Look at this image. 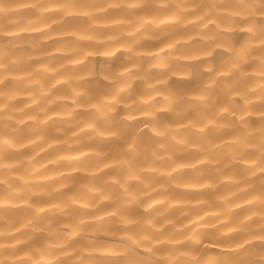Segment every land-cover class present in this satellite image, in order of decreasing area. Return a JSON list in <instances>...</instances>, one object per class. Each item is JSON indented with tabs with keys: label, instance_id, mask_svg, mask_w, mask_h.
<instances>
[{
	"label": "clouds",
	"instance_id": "clouds-1",
	"mask_svg": "<svg viewBox=\"0 0 264 264\" xmlns=\"http://www.w3.org/2000/svg\"><path fill=\"white\" fill-rule=\"evenodd\" d=\"M0 264H264V0H0Z\"/></svg>",
	"mask_w": 264,
	"mask_h": 264
}]
</instances>
